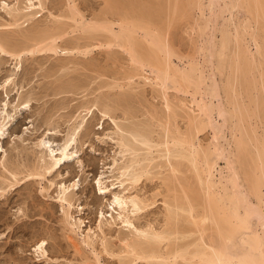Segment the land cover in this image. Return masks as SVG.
<instances>
[{
    "label": "bare ground",
    "instance_id": "bare-ground-1",
    "mask_svg": "<svg viewBox=\"0 0 264 264\" xmlns=\"http://www.w3.org/2000/svg\"><path fill=\"white\" fill-rule=\"evenodd\" d=\"M137 1L140 0H105L108 13L105 17L99 15L103 19L86 18L73 0H68L65 12L58 15L48 10L46 0H14L12 4L1 1L0 10L6 18L0 21V54L16 60L15 72L22 69L23 57L40 53L64 56L58 58V73L78 65L79 55L87 58L91 69L96 67L95 58L88 59L96 51H105L107 61L113 64H117L122 51L129 64L122 77L116 72L112 80L100 81V88L107 89L104 96L98 98L103 110L96 100L90 106H81L83 109H79L77 116L79 123L66 140L54 144L46 137L39 138L33 145L37 150L34 151L36 160L28 164L9 159L2 140L14 125L16 114L29 110L31 100L12 105L10 87L15 82L14 76L5 80L0 86V95L3 94L0 99V199L8 198L10 192L23 185L30 186L33 181L42 184L47 180L50 188L60 185L55 198L62 211L60 222L74 253L81 256L82 264H103L102 253L116 258L117 264H264V0H209L207 6L205 0H188L189 13L195 7L204 19L198 29L200 36L208 35V38L199 52L209 69L202 68L199 62L192 63V58L189 64L186 61L188 66L185 67L175 63L174 57L179 61L186 57L180 53L182 60L176 57L178 53L171 39L159 28L158 22L167 27L169 19L179 17V8L187 7L183 5L186 0L183 4L168 0L175 3L170 5L173 8L167 5L175 15H170L169 9L170 17L161 18L162 21L154 18L157 23H152L147 14L149 1L141 7ZM180 4L184 7L177 6ZM155 7L157 9L158 5ZM109 13L112 19L106 18ZM158 13L156 15L160 16L162 12ZM43 14L47 22L41 19V24L39 18ZM163 20L170 22L166 21V25ZM26 22L31 23L30 27L25 28ZM247 37L250 44L244 43ZM251 44L255 45V51L248 46ZM102 76L104 74L100 73L97 77ZM135 77L143 80V87H152L154 95L158 94L163 100L159 117H155L157 113L151 117L156 123L152 119L149 122L158 124L155 127L160 130L153 131L152 137L142 128L145 122L128 126L127 121L138 113L130 102L134 90L141 86L140 82H135ZM64 84L59 86L58 94L68 89ZM116 87L121 92L111 96L110 91ZM170 90L189 97L178 98V101L176 98L175 103L170 98ZM97 108L114 122L124 161L114 160L120 174L116 178L118 182L109 180L112 183L107 184L103 176L96 180L98 193L111 195L110 213L100 210L95 229H84V220L74 215V209H83L76 205L80 180L70 184L61 181L58 185L57 178L49 180V176L62 177L60 170L77 156L78 136L84 131L85 135L89 133L86 132L87 122ZM118 109L123 110L126 126L111 115V111ZM180 118L186 123V130H182L183 125L180 127ZM152 127L154 130V125ZM207 129L212 131V139L206 143L198 134ZM154 132L157 139L153 138ZM113 139L116 142V138ZM19 147L13 146L12 151L22 154L23 146ZM220 161H224V166ZM152 174L161 183L155 194H151L155 198L162 196L164 209L160 226L149 221L141 224L139 220L157 203L139 188L142 179L149 177L150 181ZM48 189L42 186V190ZM25 212L19 208L21 216H25ZM112 230L117 232L114 238L108 236L107 231ZM47 245L46 239L34 244L38 260L57 263L50 258ZM98 246H101L100 251Z\"/></svg>",
    "mask_w": 264,
    "mask_h": 264
},
{
    "label": "rangeland",
    "instance_id": "rangeland-1",
    "mask_svg": "<svg viewBox=\"0 0 264 264\" xmlns=\"http://www.w3.org/2000/svg\"><path fill=\"white\" fill-rule=\"evenodd\" d=\"M1 1L2 0H0V3ZM73 1H75V3L78 5V8L81 14L83 13L86 18H90V17L92 18L93 16H95L99 18L101 17L103 19V17L99 15L104 16L106 15V13H108L106 11L107 5H106L105 0H73ZM148 1L149 3H147ZM148 1L140 0V1H137V4H138V7H141L147 3L146 5H148V8H149L147 9L148 10L147 14L150 15L151 22L154 21L155 23L156 20H158L159 18H160L159 20L161 21H162L161 18L168 19V17H170L168 16L169 15L168 13L170 11H171L170 15L174 13L172 11L173 9H171L174 6H170V5H173L175 3L174 2H172V4L169 3V1H172V0H169V1L168 0H160V1L159 0H148ZM175 1L176 3L186 2L185 4L182 3L185 6H187V3H188V0L186 1L178 0V2L177 0ZM7 2L12 4L14 3V0H7ZM204 2L206 6L208 3H210L209 0H205ZM168 3L171 8H168L167 6ZM46 4H47L48 10L58 15V14H62L65 12V9L67 8L66 5H68V0H59V1L58 0H46ZM130 4H131V1H130ZM130 4H127V6H130ZM156 4L159 7V8L157 7V9L155 7ZM183 5L180 4L177 6L182 7ZM178 7L175 11L177 10L179 11V9L181 11V9L182 10L184 9L183 11H181V13H184L183 15L180 13V11L179 12L177 11L178 12L177 15H179V17L173 14L175 15L174 16L175 18L171 16L172 18L169 19L171 20V22L167 20H163L164 21L163 23H165L166 21L168 23L170 22L169 24L165 23L166 25L167 24L169 25V26L167 25V27L170 28L169 30L165 25H162L161 22H158V24L160 23L159 28L162 29L164 33H167L169 40L171 39L170 41H172V45H174L173 47L175 51H177L178 53L176 57H178L180 60H182L180 58V55L186 57V58L182 57L184 59L182 61L175 59V57L173 58V60L175 61V63L176 62L179 63V66L181 67L183 66L185 67L186 61L189 64L190 61L193 60L192 63L199 62V64L202 65L201 66L202 68L204 66V69H207V68L209 69V67L207 66L204 60L203 54L199 52L200 50H202V46L205 45L207 38H208V35H206V37L203 35L200 36L201 33L199 32V30L201 29L200 27L202 24L201 21L202 20L204 21L203 17L201 16L202 15L201 12L199 9L197 8L194 9L195 7H192L189 13V7H190L189 4L185 8L178 9ZM101 9L103 12L101 11ZM169 9L171 10L169 11ZM158 10H159V13L162 12L160 16L156 15L158 13ZM192 10L195 12L193 13ZM206 11H205L206 13H209L207 9ZM199 12H200V15H199ZM235 12L237 13V11ZM192 13L194 15H192ZM46 14H43V16L39 18L40 19L39 21L41 24L47 22ZM198 15H199V18H198ZM110 17L111 19L113 18V16H111L110 13L109 15L107 14L106 18L110 19ZM4 18H6L5 13L1 11L0 21L3 22ZM154 18H157V19L154 20ZM198 21L201 23H199ZM30 24L31 23L28 22V25H29L28 26L26 22L24 24L25 28L30 27ZM199 24L200 26H198ZM193 26H194V29H192ZM198 27H200V29H198ZM163 28L164 30L166 28V30L164 31ZM69 29L73 30V28H69ZM219 35L220 33L218 32L217 36ZM244 43L250 44L251 43L250 39H248L247 37ZM263 43H264V38H263ZM248 46H250V48L253 51H255L254 44H251ZM117 49L118 48H115V50ZM117 51H119V49ZM120 52L121 54L119 55L121 56V58L120 56H118V53H117V56H118L117 64H113L112 61H111L112 63L107 61V54H105V51L104 52H100V51L93 52V54H91L92 57L90 55L88 59L95 58L94 61L96 62L97 66L93 67L92 69L86 63L88 61L86 60L87 58L85 59L84 56L82 57L79 55L80 57L78 56V59L80 63L77 60L76 64L78 65H74L75 67H71L70 68L71 71L70 69L66 70L67 72L60 71L62 73H58L59 71H57L58 70L57 66L59 63L58 60L64 58V56L62 55L60 56V55H52L51 53H40V54L35 55L34 57L25 56L23 57L24 59H22L23 60L22 69L19 70L18 72H15L16 60L10 58L9 56H6V55L3 56L0 54V86L3 85L5 80L10 76L12 77L14 76V80H15L13 85H11L10 87L12 105H15V103L16 104L20 103L21 100H22L21 102L29 98L31 100L30 107L28 108L29 110L27 111L22 110V111H19L18 114H16L14 125L10 127L7 138L2 140L4 149L8 150L9 159H12V160L15 159L14 161L16 162L18 161L17 163H21V164L23 163L28 164L30 162H34L36 160V153L34 151H37V150L36 148L33 147V145H34V142L39 141L41 138L46 137L47 140H51L52 142H54V144H62L63 141L66 140V136L70 135V133L72 132L71 130L74 128L77 122L79 123L80 119L77 118V116L79 115L78 114L79 109L82 110L86 106H90L92 105V103H95L96 101H100L99 104L101 103L100 99L104 96L103 94L106 93L107 89H105L106 91H104V88H100L101 86L100 81L102 82L103 80H112L113 78L111 76H115L113 74H115L116 72H117L116 74L119 73L118 75L119 76L121 75V77L123 76L124 73H126L129 60L127 61L122 51ZM193 57L194 58L196 57L197 59L196 58L195 59L196 60L199 59V60L196 61L194 60ZM188 58L189 59L192 58V60L191 59L189 60ZM202 60L204 61V63ZM105 69H107V71L109 70L110 71L107 73L105 72L106 71ZM206 71L208 72V70ZM111 72L112 74H109ZM100 73L104 74L102 78L97 77L100 75ZM57 77L62 84H64V82L66 83L64 84V86L68 85L66 86L68 87V89H66L65 92H62L59 94L57 93L58 92L57 90L60 89L59 86H61L62 84H59L60 82L57 79ZM107 77H110V78H107ZM218 77H219V80H221L220 76ZM77 80L79 83L77 82ZM135 82L136 83L140 82L141 86L138 87L136 90H134L135 92L133 94V97H131L130 102L132 106L138 109L137 115H134V119H131L128 121L123 120L124 114L122 112L123 110L121 109L111 111L113 112L111 113V115H114L117 121L120 120L119 122H121L122 124L124 123L123 124L124 126H126L127 122L130 123L128 126L132 124L134 127L136 123L140 124V123L145 122L144 124H141L142 128L145 131V133L148 132V135H151L152 137L153 131L159 128V127L158 128L155 127V125L156 126H159V125L150 124L149 122H150V119H152L151 117H153L156 113L157 114L155 115V117L156 118L159 117V114L161 113L160 110H162L164 107V105H162L163 100L159 98L158 94L155 93L157 96L154 95V92H153L154 90H152V87H149L147 85L143 87L142 86L143 80L141 78L139 79L135 77ZM70 84H75L79 88L77 87L74 88L72 86L70 87ZM125 88L126 90H128L127 86H125ZM118 90H119L118 87L112 89L113 92L110 91V94L112 93L111 96H115L117 95L116 93L121 92ZM174 91L170 90L169 92L170 98L174 100V102L176 98H177L176 101H178L179 100L178 98L182 99L185 97H189L186 94L179 93V92H178L179 96H183V95L185 96L177 97L178 93L177 91H175L176 93ZM18 92H19V97L21 99L18 97ZM172 95L176 97L174 98ZM2 96L3 94L0 95V99H2ZM151 105L160 107V108L158 110L156 107H155L156 109L153 108L156 110L154 112ZM81 106H84V107L81 108ZM99 107L101 110L104 109V107H102L101 104L99 105ZM100 109L99 108H97V110L95 109L93 116L90 117V119L87 122L86 132H89L87 133L88 135L87 134L85 135V131H84L82 134L78 136V143L77 145H75L76 149L78 150V152L76 153L77 156H75L73 160H71L68 166H64L60 170L62 177H57L56 176L57 174L53 176H49V180H52L53 178H57L58 185L61 181L66 182L67 184H70L76 180L77 181L80 180L79 190L77 191L78 195L76 196L77 197L76 205L83 209L81 211L74 209V215L84 220L85 225H86L84 229H88L90 227L95 229L96 225L98 224L100 210L103 209L106 214L110 213L108 211L109 210L108 203L111 200V195L110 194L104 195V196L100 195L98 193V187L96 184V180L99 177L103 176L104 177L103 180L106 182L108 181L107 184L112 183V182H109V180L118 182L116 178H119L117 176H119L120 174H119V170L116 169L118 167H116L114 160L118 161V163H121V161L122 162L124 161L123 154L121 152L122 148L118 144V140H117L119 139V135L118 134L116 135L117 131H115L116 127L114 125V122H112V119L110 117H106V116L104 117V114L101 112ZM150 114L151 116H149ZM154 120L152 119L151 121L153 123H156V121L154 122ZM181 121L182 119L179 121L180 122L179 124H181L180 127L183 125L182 130L183 129L186 130V127H187L185 125L186 123L184 121L183 122ZM146 124H148V126ZM132 125L130 127H132ZM151 125L152 126L154 125L155 127L154 130ZM144 127H147V128H144ZM149 127L151 128L150 130H149ZM48 131H51L50 134L45 135V133H47ZM157 131H160V130L158 129ZM206 131L207 132L203 131V133L202 132L199 133L198 137L201 140L202 139L204 140L202 142L207 143L211 141L212 139V136H211L212 131L210 129H207ZM156 134L157 132H154V136L156 137V138L153 137L154 139H157L158 137ZM227 134L228 136H230V132H228ZM113 138H116V142H115V139ZM15 145L21 146L19 147L21 149L23 146V150L20 149L22 151L20 153L24 155L20 154L21 155L20 156L19 154H17V152L12 151V147ZM25 148L26 150H24ZM79 161L82 162V164H80ZM220 164L224 166L225 163L224 161H220ZM80 165H82V167ZM150 177H153L152 178L153 180L150 178L152 181L151 180L149 181L148 179L149 177L146 178L147 180L144 178L145 181H143L142 179V183L139 185V188H141V190L143 189L142 192L146 194L145 196L148 195V198L149 196L151 198H154V200L157 203L152 204L150 206L151 208L149 207V209L146 212H144V215H141L139 220L141 224H145L146 222L149 221L152 223L155 222L153 223V225L155 226L156 225L160 226V224L163 221L162 212L164 209L162 207L163 206L162 196L158 195V197L155 198L152 195L155 194L154 192L157 191V189L159 188L158 185H160L161 183H160V179L157 178V176H154V174H152ZM34 182L35 181H33V183L30 186L23 185V187L22 186L18 187L17 190L12 191V193L10 192L7 195L9 199L8 198L0 199V264H59V263L60 264H82L84 263L83 261H81V256L74 253V249L70 246V244L68 243L69 241L65 237V233H64L65 230L62 229L63 228L62 223L60 222L62 219V211H61L60 204L56 202V199H55L58 196V187L60 185L59 186L54 185L53 187L50 188L49 187L50 183L47 180H43L42 184H38L37 182L36 183ZM42 186L49 188L48 191L42 190ZM29 191H31V193ZM20 207L26 211L25 213L28 214V216L26 214L25 216L27 217L20 215L22 214V213H19ZM107 232L109 234L108 236L109 237L112 236V238H114L117 235L115 234L117 232H115L114 230L107 231ZM40 239H46L48 241L47 249H48L49 256L50 258L54 260L56 259L58 261L57 263L54 261H52V263H47L44 261V259L38 260L39 258H37L36 253L34 252V244H36V242ZM100 248L101 246H98L99 251H100ZM115 259L116 258H113V257L110 258L109 255L107 256V254L102 253L103 264H117Z\"/></svg>",
    "mask_w": 264,
    "mask_h": 264
}]
</instances>
